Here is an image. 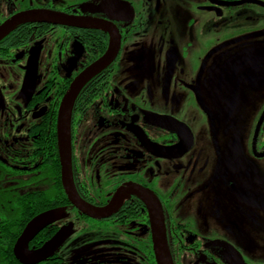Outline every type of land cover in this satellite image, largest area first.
I'll return each instance as SVG.
<instances>
[{"label":"flooded vegetation","instance_id":"obj_1","mask_svg":"<svg viewBox=\"0 0 264 264\" xmlns=\"http://www.w3.org/2000/svg\"><path fill=\"white\" fill-rule=\"evenodd\" d=\"M34 10L70 24L25 23L0 39V264H24L17 243L48 212L22 248L32 264H157L139 192L158 198L174 264H262L248 253L262 251L264 231V0H0V27ZM106 56L74 99L68 133L81 199L107 208L120 198L93 219L63 186L58 120ZM234 126L242 136L227 135ZM223 142L235 148L226 165ZM214 188L231 200L196 208Z\"/></svg>","mask_w":264,"mask_h":264},{"label":"water","instance_id":"obj_2","mask_svg":"<svg viewBox=\"0 0 264 264\" xmlns=\"http://www.w3.org/2000/svg\"><path fill=\"white\" fill-rule=\"evenodd\" d=\"M25 23H50V24L54 23L61 25H69L70 18L68 16H64L55 12L43 11V10L42 11L34 10V11L20 13L9 19L6 23L2 25V27H0V39L5 35L9 34L17 26ZM113 47L114 46H112V50H114ZM109 59L110 56H106L96 65H94L90 70L86 71L84 74L81 75L78 81L74 84L71 91L65 97V100L60 109L59 120H58V141H59L58 145H59L60 161L62 167L63 186L65 188L67 196L73 202V204L79 209V211L93 219L110 217L119 208L120 198L116 196L111 202V205L108 206L107 208H97L81 199L75 188L72 177L71 159H70V141H69L68 133H69V124H70L72 106L77 93L86 83V81H88L94 74L99 72L104 66L108 64ZM139 194L142 195V198L147 202L152 213L157 264H174L169 254L164 236L163 216H162V210L159 207L158 198L154 194H150L149 196H147L145 193L141 194V192H139ZM51 216H52V212H48L35 218L32 222L28 224L26 230L19 239L15 249V253L18 259L24 264H32L34 261L28 262L24 259V256L22 254L23 246L27 245L28 242L32 240L43 228H45L48 224L52 222ZM64 238L65 237L63 233H59L42 249L33 253L32 255L35 262H37L36 260H41L45 258V256L48 255L52 250H54L56 246L59 245Z\"/></svg>","mask_w":264,"mask_h":264},{"label":"rangeland","instance_id":"obj_3","mask_svg":"<svg viewBox=\"0 0 264 264\" xmlns=\"http://www.w3.org/2000/svg\"><path fill=\"white\" fill-rule=\"evenodd\" d=\"M236 128L238 127H233L230 131V134L228 133L227 135H231L232 137L234 136H242L241 133H237L236 132ZM221 149H222V154L224 156V165H226L227 163V158L229 157V155H235V148H231L232 146H229V144L227 143H221L220 145ZM232 149V150H230ZM264 188V183H262V189ZM213 191V192H212ZM208 190V191H199V196L196 197V200L193 199L191 201H195V205L196 208H198V206H202V209L205 211L208 207L211 206V204L209 203L210 201L213 200V203H217V204H225L226 202L229 201V199L231 200V198L227 195V193H222L223 191H221V189L215 190L212 189ZM187 193V191L185 190H181V194L185 195ZM196 193V192H195ZM197 194H194V196H196ZM227 206L223 209L224 211H226ZM187 218L189 219H195V215L193 214H188ZM101 234L102 236L106 235L104 232H99V231H95L94 235L97 236ZM99 237V236H98ZM115 237H117V235H115ZM262 252V257L260 256ZM261 252H255V253H248V254H254L255 258L259 261L262 260V264H264V231H263V235H262V251Z\"/></svg>","mask_w":264,"mask_h":264}]
</instances>
